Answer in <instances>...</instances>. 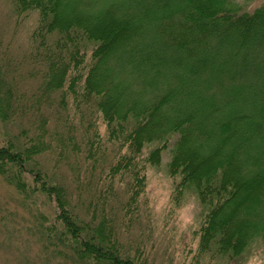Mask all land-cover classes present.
<instances>
[{"label":"trees","instance_id":"obj_1","mask_svg":"<svg viewBox=\"0 0 264 264\" xmlns=\"http://www.w3.org/2000/svg\"><path fill=\"white\" fill-rule=\"evenodd\" d=\"M13 1L18 15L38 13L30 45L41 82L28 97L0 67V120L27 119L0 137V175L47 205L57 251L79 264H148L125 237L141 225L128 211L164 150L174 203L189 190L202 208L194 264L264 245V3ZM47 154L68 183L41 168Z\"/></svg>","mask_w":264,"mask_h":264},{"label":"rangeland","instance_id":"obj_2","mask_svg":"<svg viewBox=\"0 0 264 264\" xmlns=\"http://www.w3.org/2000/svg\"><path fill=\"white\" fill-rule=\"evenodd\" d=\"M232 1L240 11H252L264 3V0ZM37 20V11L18 15L13 0H0V67L16 90L28 97L30 92H37L41 82L40 58L33 55L30 45V35ZM49 101L41 98L38 105L49 115L48 125L59 130L54 121L55 104ZM26 122L24 118L0 120V137L14 136L27 125ZM99 126L103 134L100 120ZM154 146V143L145 144L142 155ZM168 154L164 150L158 164H146L144 192L138 205L128 211L136 216L133 222L141 220V225L131 222L125 237L132 244H140L148 264H194L202 208L194 192L189 190L184 192L178 204L174 203L172 191L176 179L167 173ZM40 165L42 169L65 177L62 179L68 183L64 168L56 166L50 154L40 159ZM51 221L49 208L40 197L21 195L0 175V264H79L66 248L60 245L58 248L61 249L57 251L48 241L45 233ZM196 264H264V245L256 241L229 262L213 255L204 256Z\"/></svg>","mask_w":264,"mask_h":264}]
</instances>
